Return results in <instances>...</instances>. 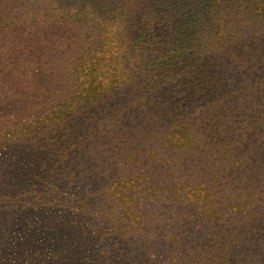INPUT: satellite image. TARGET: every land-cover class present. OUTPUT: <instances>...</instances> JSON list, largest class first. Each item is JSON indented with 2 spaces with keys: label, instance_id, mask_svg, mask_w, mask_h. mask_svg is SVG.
<instances>
[{
  "label": "trees",
  "instance_id": "1",
  "mask_svg": "<svg viewBox=\"0 0 264 264\" xmlns=\"http://www.w3.org/2000/svg\"><path fill=\"white\" fill-rule=\"evenodd\" d=\"M0 72L28 94L59 88V149L99 122L95 142L132 166L136 151L160 159L182 203L184 185L234 195L229 178L249 176L264 209V0H0ZM196 258L226 261L222 248Z\"/></svg>",
  "mask_w": 264,
  "mask_h": 264
},
{
  "label": "rangeland",
  "instance_id": "2",
  "mask_svg": "<svg viewBox=\"0 0 264 264\" xmlns=\"http://www.w3.org/2000/svg\"><path fill=\"white\" fill-rule=\"evenodd\" d=\"M38 86L28 94L13 81L0 85V264H172L174 256L205 264L196 257L219 248L220 264H264V209L249 176L229 178L234 195L225 188L201 198L198 186L184 185L188 211L161 160L148 164L136 151L133 166L123 154L119 161L111 142L94 141L99 122L80 123L59 149L52 112L60 90ZM79 156L88 163L75 164ZM205 210L213 222L201 219Z\"/></svg>",
  "mask_w": 264,
  "mask_h": 264
}]
</instances>
